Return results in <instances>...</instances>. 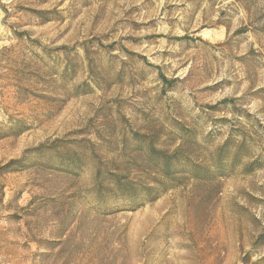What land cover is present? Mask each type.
<instances>
[{"label":"rangeland","instance_id":"1","mask_svg":"<svg viewBox=\"0 0 264 264\" xmlns=\"http://www.w3.org/2000/svg\"><path fill=\"white\" fill-rule=\"evenodd\" d=\"M0 264H264V0H0Z\"/></svg>","mask_w":264,"mask_h":264},{"label":"trees","instance_id":"2","mask_svg":"<svg viewBox=\"0 0 264 264\" xmlns=\"http://www.w3.org/2000/svg\"><path fill=\"white\" fill-rule=\"evenodd\" d=\"M142 60H144V59H142ZM161 78H162V80H163L165 83H167V84H171V83H172V81H170V82L166 81V79H165L164 77H162V76H161ZM166 160H168V159H166ZM166 163H168V162H166ZM166 168H167V169L169 168L168 164L166 165Z\"/></svg>","mask_w":264,"mask_h":264}]
</instances>
